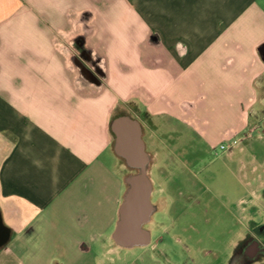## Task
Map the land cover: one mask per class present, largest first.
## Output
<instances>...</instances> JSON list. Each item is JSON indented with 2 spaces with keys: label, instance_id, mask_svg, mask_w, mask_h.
<instances>
[{
  "label": "crops",
  "instance_id": "1",
  "mask_svg": "<svg viewBox=\"0 0 264 264\" xmlns=\"http://www.w3.org/2000/svg\"><path fill=\"white\" fill-rule=\"evenodd\" d=\"M258 99L264 0H0V264L121 260L120 219Z\"/></svg>",
  "mask_w": 264,
  "mask_h": 264
},
{
  "label": "rangeland",
  "instance_id": "2",
  "mask_svg": "<svg viewBox=\"0 0 264 264\" xmlns=\"http://www.w3.org/2000/svg\"><path fill=\"white\" fill-rule=\"evenodd\" d=\"M248 120L234 144L224 142L230 147L202 146L200 160L179 154L183 164L171 167L167 214H154L149 205L139 225L148 240L154 215L151 244L119 241L122 258L112 264H251L258 258L264 264V191L252 195L250 183L264 178V99L253 103Z\"/></svg>",
  "mask_w": 264,
  "mask_h": 264
},
{
  "label": "water",
  "instance_id": "3",
  "mask_svg": "<svg viewBox=\"0 0 264 264\" xmlns=\"http://www.w3.org/2000/svg\"><path fill=\"white\" fill-rule=\"evenodd\" d=\"M119 139H120V149H121L123 146L124 138L120 135ZM138 214L139 213L137 214L130 213L127 216V218L120 219L115 234L116 238L119 241H122L123 243L131 244L132 241L135 240L139 225L143 220H145V219H141V217L138 216Z\"/></svg>",
  "mask_w": 264,
  "mask_h": 264
},
{
  "label": "flooded vegetation",
  "instance_id": "4",
  "mask_svg": "<svg viewBox=\"0 0 264 264\" xmlns=\"http://www.w3.org/2000/svg\"><path fill=\"white\" fill-rule=\"evenodd\" d=\"M143 208L144 207H142L141 209H142V211L141 212H139V214H138V216H140L141 217V219H146L147 218V216H146V214H144V212H143ZM135 214H137V213H135ZM138 243H140L139 241H132V245H137ZM263 254V253H262Z\"/></svg>",
  "mask_w": 264,
  "mask_h": 264
},
{
  "label": "built area",
  "instance_id": "5",
  "mask_svg": "<svg viewBox=\"0 0 264 264\" xmlns=\"http://www.w3.org/2000/svg\"><path fill=\"white\" fill-rule=\"evenodd\" d=\"M234 143H235V141L233 140V141H232V144H234ZM226 146H227V147H230L231 145H230V146H229L228 144H227V145H224V143H223V144H220V147H221V148H225Z\"/></svg>",
  "mask_w": 264,
  "mask_h": 264
},
{
  "label": "bare ground",
  "instance_id": "6",
  "mask_svg": "<svg viewBox=\"0 0 264 264\" xmlns=\"http://www.w3.org/2000/svg\"><path fill=\"white\" fill-rule=\"evenodd\" d=\"M146 240H147V237H146V239H145V242H146Z\"/></svg>",
  "mask_w": 264,
  "mask_h": 264
}]
</instances>
